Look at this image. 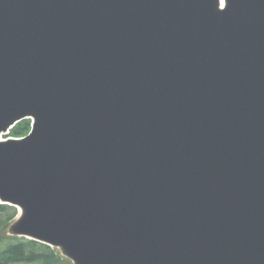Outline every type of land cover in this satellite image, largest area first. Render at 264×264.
<instances>
[{
  "label": "water",
  "instance_id": "obj_1",
  "mask_svg": "<svg viewBox=\"0 0 264 264\" xmlns=\"http://www.w3.org/2000/svg\"><path fill=\"white\" fill-rule=\"evenodd\" d=\"M0 204L72 264H264V0H0Z\"/></svg>",
  "mask_w": 264,
  "mask_h": 264
},
{
  "label": "trees",
  "instance_id": "obj_2",
  "mask_svg": "<svg viewBox=\"0 0 264 264\" xmlns=\"http://www.w3.org/2000/svg\"><path fill=\"white\" fill-rule=\"evenodd\" d=\"M31 125V120L20 122L10 136L26 137ZM18 214L15 207L0 204V264H72L58 250L45 244L27 238L9 237L6 231Z\"/></svg>",
  "mask_w": 264,
  "mask_h": 264
},
{
  "label": "bare ground",
  "instance_id": "obj_3",
  "mask_svg": "<svg viewBox=\"0 0 264 264\" xmlns=\"http://www.w3.org/2000/svg\"><path fill=\"white\" fill-rule=\"evenodd\" d=\"M28 120H29V119H28ZM23 121H24V120H23ZM21 122H22V121H21ZM18 124H19V123H18ZM18 124H17V125H18ZM15 127H16V126H15ZM12 129H14V127H13ZM12 129L10 130L9 134L3 135V137L6 136L5 139H23V138H25V137H23V138H14V137H11L10 134H11ZM31 132H32V126H31V131L29 132V134H30ZM29 134H28V135H29ZM28 135H27V136H28Z\"/></svg>",
  "mask_w": 264,
  "mask_h": 264
},
{
  "label": "rangeland",
  "instance_id": "obj_4",
  "mask_svg": "<svg viewBox=\"0 0 264 264\" xmlns=\"http://www.w3.org/2000/svg\"><path fill=\"white\" fill-rule=\"evenodd\" d=\"M6 136L3 137V139H5Z\"/></svg>",
  "mask_w": 264,
  "mask_h": 264
}]
</instances>
